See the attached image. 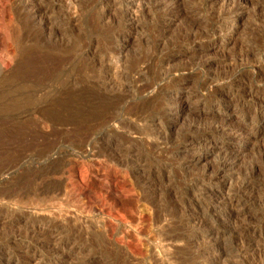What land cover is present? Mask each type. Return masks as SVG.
I'll return each instance as SVG.
<instances>
[{"label":"rangeland","instance_id":"1","mask_svg":"<svg viewBox=\"0 0 264 264\" xmlns=\"http://www.w3.org/2000/svg\"><path fill=\"white\" fill-rule=\"evenodd\" d=\"M142 1L150 11L146 10L141 17L132 37L124 38L119 19L121 12L107 15L102 10L103 0H0V219L7 220H0V248L8 249L5 255L0 249V264L27 261L34 252L27 240L10 242L8 238L39 236L71 238L72 242L79 241V248L86 246L88 250L81 256L77 254L75 262L119 264L120 257L128 253L126 242L130 241L140 245L141 254L132 257L128 253L129 264H178L180 260L189 262L193 252L213 244L206 234L208 230L219 234L229 230L228 234L214 238L216 247L227 259L226 264L229 261V264H264L259 253L246 259L238 257V250L243 244L253 242L252 238H260L264 243V120L259 128L253 129H256L255 140L253 138L248 148L241 147L243 174L247 172V176H252L253 172L255 175L252 177L255 188L245 206L248 217L230 224L223 222L218 212L208 211L209 201L202 199L200 210L204 212L206 228L203 225L200 230L184 219L187 205L182 201L192 200V193L199 191L186 188L191 173L208 165L215 157L212 155L211 159L188 169H179L178 163L171 162V153L152 145L153 136L145 134L148 132L143 127L146 123L134 122L125 114L126 107L134 108L143 102L144 92L136 86L158 81L160 75L172 82L184 74L188 75L184 81L187 87L197 94L192 100L200 99L198 106L204 110L199 121L201 129H197V133H201L210 123L207 117L214 107L209 104L217 101L214 94L206 91L210 76L219 73L216 75L235 80L245 75L242 83L245 78H251L248 70L254 64L264 70V0H247L248 3L180 0L181 16L167 13L166 8L154 10L151 8L154 0ZM219 5L228 7L225 12L231 14L230 23L221 35L228 42L225 53L215 52L212 45L218 36L212 32L210 12ZM38 9L41 11L36 14ZM235 16L240 20L238 26L232 24ZM117 51L122 52L123 76L118 77L117 88L109 92L103 89V56H117ZM210 61L214 63L209 67L206 63ZM173 96H176L175 91ZM190 106L192 111L195 103ZM155 109L151 107L147 114L154 115ZM191 111L185 109L184 114L171 123L168 141L176 143L186 133ZM115 116L121 121L108 125L109 118ZM233 116L223 115L230 122L235 121ZM125 123H129L128 128ZM247 127L252 130L251 125ZM227 144L239 146L235 142ZM127 151L140 157L141 167L146 169L126 167L127 164L119 162L117 175L126 184L121 181V186L114 189L103 173L112 165L115 153L124 155ZM198 152L189 149L185 154L192 159L196 155H207L209 150L203 148ZM105 153H109L110 160ZM150 168L153 173L149 172ZM80 171L84 173L87 186L90 185L84 196L79 195L75 183ZM146 175L152 187L146 189L148 192L144 195L138 182ZM129 185L134 186L133 192ZM172 192L177 194L178 200H169V203L165 198ZM104 194L117 210L121 208L126 213L124 222H112L113 233L107 228L111 220L103 208ZM38 225H43L44 229ZM37 230H44L46 234ZM234 230L247 233L244 232L243 237L233 236ZM59 231L61 234L55 236ZM115 238L123 244L117 247ZM89 251L93 257L99 256L97 251L103 252V259L83 257ZM52 257L49 247L43 245L32 258L37 264H58ZM202 258L196 264H205Z\"/></svg>","mask_w":264,"mask_h":264},{"label":"bare ground","instance_id":"2","mask_svg":"<svg viewBox=\"0 0 264 264\" xmlns=\"http://www.w3.org/2000/svg\"><path fill=\"white\" fill-rule=\"evenodd\" d=\"M242 1L244 3L247 2V0H242ZM147 6L148 5L146 3H143L142 0H103V9L102 10L104 13H107V15L109 13L112 14L113 11L119 12L118 14H120V12H121V17H119V19L121 20L120 24H122V30L124 33L123 37L124 38H126V37L130 38V37H132L134 31L137 29V27H138L137 25H139L138 23L141 20V17L144 16L146 10L148 13V10L150 9V7L148 6V8H147ZM151 8H153L154 10L156 8L158 10H159V8H162V9L166 8V11L168 10L167 13H171V14L177 15V16L179 14L181 16L182 12H183V4L180 0H154ZM231 8H233V7H231ZM225 9L228 10V7L224 8L223 6L219 5V7H212L211 12H210L211 29L213 30L212 32H214L213 33L214 36H218V38L215 37L212 45H213V49L215 50V52L217 51L218 53H220V51L222 52L225 49V47L228 45L226 37L221 38L222 37L221 35L223 34L222 31L226 27H228V24L230 23L229 21L231 19V18H229V15H231V14L228 15V13L225 12L227 10H225ZM39 11H41V9L36 10V14ZM227 15H228V17H227ZM34 17H35V15H34ZM232 20H233V23H232L233 25L234 24L237 26L239 25V23H240L239 18L237 19V17L235 16L234 18H232ZM160 23H161V21H160ZM198 33H199V31H198ZM197 39H193V40L195 41ZM202 39H203V36H202ZM187 41L190 42L191 40L189 39ZM197 41H200V40H197ZM190 44H191V42H190ZM121 53L120 52L118 53V51H117V53H116L117 56L116 55L111 56V58H109V56L108 57L103 56V89L104 90L106 89L105 91H107V89H109L108 90L109 92L114 91L115 88H117L118 77L121 78L123 76V71H122V69L120 70L121 65L123 64V63H121V61H123ZM213 63L214 62L210 61V62L206 63V65H208L210 67L211 64H213ZM251 64H252V62H251ZM228 65H229V63H228ZM143 68H145V66ZM143 70H141V71H143ZM141 71H140V73H141ZM248 71H249V73H251V78H245L246 79V80L244 79L245 82L242 81V83H240V81L245 75H241V76H239V78H237V79L235 78V80L225 77L224 76L225 74L223 75L222 73L221 74L224 77L216 75L219 73H216L215 76H214V74L210 76V78H209L210 81H208V83H207L208 85H207L206 91L214 94L217 98L216 99L217 101H214L213 103L209 102L210 103L209 106H212L214 108L210 110L211 116L207 117L210 119V123H208L209 126L206 127L204 130H202L201 133H197L199 131L197 129H201L200 125H199V123H200L199 121H201L200 115L204 110H202L198 106L199 105L198 102L200 101V99L196 98V100H194V101L192 100L194 97H197V94L195 95L192 90L190 91V89L187 87L186 83L184 82L185 80L188 79V75H184V74L181 75L180 74V76L175 77L172 80V82H168V81L164 80L162 78V76L160 75L158 81L156 80V81H152V82H147V83L142 84L141 86L135 85L139 91L141 90L142 92H144V96L142 95L144 98L143 102L141 105H139L137 103L138 105L136 104L137 106L134 108L130 107V106H129V108L126 107L127 109H126L125 114H126V116L129 117L127 119L134 120V122H135V120L141 121V122L144 121L146 124H144L145 126H143V127H145L147 130L146 132H148L145 134H148L150 137L153 136V137H151L152 138L151 139L147 135L148 138L151 139L150 142L153 141L152 145L158 146V148H160L161 150H163L165 152L168 151L167 153H171V155H173V156H172V159H170V160H171V162L173 161L176 164L178 163L179 169H182V170L188 169L189 167L194 166L195 164H197L199 162H202L204 160H208L209 157L212 155H213V157H215V159L212 162L209 161L210 163L209 164L207 163L208 165H205L203 168H199V170H198L196 167L195 169H197V170L193 171L191 173L189 181L186 184L187 190H189V189L193 190L194 189L195 192H196V190L200 191V196H198L199 191L196 192L197 194L193 192L192 193V195H193L192 200H190V201L186 200L184 202L182 201V203H185L187 205V206L185 205L187 211L185 210L186 212H185V218L184 219L189 224H191L193 227H195V229L203 228V225H204L205 220H206L204 217V214H203L204 212L202 210H200L201 204H202L201 203L202 199H207L209 201L208 202L209 205L207 206V207H209V210L207 208L206 209L208 211H213V213L218 212V214L223 219V222L230 224V222H238L240 220L246 219L245 217H248V212L245 210V208H246L245 206L250 202L252 192L254 191V188H255V186L252 182V177H254L255 175H253L254 174L253 172L251 174L252 176H250V174L247 176L245 174L247 172L244 173L245 175L243 174L242 163L240 162V155H241V151H242L241 147H246V148L249 147L254 136L256 135L255 130L257 128H259L260 123L264 120V70L260 65L254 64L253 66H251V69H249ZM136 73H138V71ZM244 74H245V72H244ZM133 77H137V76H133ZM122 88H124V86ZM134 89H135V87H134ZM174 91L176 92V96H173ZM118 93H119V91H118ZM214 95H213V97H214ZM111 97H112V95H111ZM123 97H124V95H123ZM124 98H122V99H124ZM191 103H195V107L192 111L190 109ZM133 106H135V105H133ZM151 107H153V109L155 107L156 108L155 110H157V112L154 115H151V114L148 115L147 114V112L150 110ZM185 109H187V110L189 109L191 111L190 112V115L192 116L191 123H190L189 127L187 128V130L185 129L186 133L184 132L183 136L179 139L178 142L174 143L172 140H171L172 142H170V141H168L169 138L167 140V137L169 135L168 130L170 128V125L172 122H175V120L179 119V117L182 114H184ZM226 113H228L231 116L234 115L233 117H235L234 118L235 121L230 122V120L228 118L223 117V115ZM216 114H220V117L215 118L214 115H216ZM120 117H122V116H120ZM109 119H110L109 122H107L108 125L111 122L116 123L118 121H121L118 119L117 116L110 117ZM127 119H125V120H127ZM122 122L120 123L121 125H122ZM127 124H129V123H127ZM127 124L125 126L126 128H128ZM247 125L248 126L251 125L252 130L250 129L251 127H247ZM254 128H256V129L253 130ZM106 129H107V127H106ZM106 129L104 131H107ZM119 136L123 137L121 135H119ZM218 138H220V139L218 140ZM254 140H255V138H254ZM150 142H149V144H151ZM233 142L239 143V146L235 147L233 145L227 144V143H233ZM191 147H193V148H191ZM149 148H152V147H149ZM154 148H153V150H154ZM203 148L206 150H209V153L207 155H205V154L201 155L200 154L198 156L197 155L195 156L193 154L195 157H193L192 159H189L188 156L185 154V152H187L189 149H194L195 153H197L198 151H200V149H203ZM215 148H218V149H215ZM155 152H156V150H155ZM120 153H115L114 155L112 154L113 155V157H112L113 160L111 159L112 165L108 166V168L105 169V172L103 171L105 178L107 180H110L111 183H113L114 189H118L121 186L120 185L121 181H123V183L126 184V182H124V180H120L119 176L117 175V173L119 171H117L116 166L118 164H121L119 162H123V163H125V165L127 164L126 167H128V166L141 167V164H140L141 158L133 155L132 151H127L124 155H121ZM107 154L105 156H106V158H108L107 160H110L111 157L109 158V153H107ZM119 158H122V159H119ZM169 158H171V156ZM210 159H211V157H210ZM171 162H169V163H171ZM205 162H207V161H205ZM175 167H177V166H175ZM141 169L143 171L146 168L143 169V167H141ZM151 171L152 170L150 168L149 172H151ZM153 172L154 171H152V173ZM148 174H150V173H148ZM83 175H84V173H83ZM83 175H82V172L80 171L78 178L75 176V178H77L75 183H77L76 185L79 187V195H82V196L85 195L86 187H90V185L87 186L88 183L87 184L85 183V178ZM174 176H177V175L175 174ZM87 181H88V179L86 180V182ZM151 183H152V181L150 182V180H148L147 175H146V177L143 176L142 180H139V182H138V184L140 185L139 188L142 189L141 192L143 191L144 195L146 194V192H148V190H146V189L152 187ZM124 184H122V185H124ZM129 186H131V187H129V189L132 190L131 192H133L135 190L134 186L133 185H129ZM153 186H155V185H153ZM136 187H138V186H136ZM121 188H125V187L122 186ZM129 189L128 190L125 189V191L127 190L126 192H129L130 191ZM114 193H115V191H114ZM168 194H169L168 196H170V198L168 196H167V198L163 197V198H165V200H167V201H169V200L172 201L173 199L175 201L178 200V197L176 196L177 194L175 195L174 192L168 193ZM179 194H181V193H179ZM184 194H186V192ZM148 195H147V197H149ZM180 201L181 200L179 199V202ZM112 202H111V200H109V197L107 194L103 195V208H104V210L106 209L105 212L107 213L108 218L111 220V221H109V224H107V228L110 229L111 233H113L111 228H110V227H112L113 221L114 222H122V221L124 222L126 220L125 211H122L121 208H120V210H117L116 207L114 206V203H112ZM169 203H171V202L169 201ZM142 212H143V210H142ZM156 213H158V212H156ZM249 213H250V211H249ZM144 215H145V213H144ZM145 216H143V219H145ZM158 216L159 215H157V217ZM18 218L20 219L21 217L18 216ZM0 220L2 222H7V220L4 221L5 219H0ZM12 220H10V221H12ZM2 222H1V224H2ZM37 224L38 223L35 224L36 227H37ZM183 224H184V222H183ZM43 225H44V223H43ZM43 225H38V227L41 229H44V228H42ZM260 226H262V225H260ZM193 227L192 228L190 227V228L193 229ZM204 227H205V225H204ZM190 228H189V230H190ZM255 229L256 228H254L253 230L255 231ZM34 230H36V229H34ZM204 230H202V231H204ZM37 232L43 233L44 230H37ZM244 232H246V231L242 230V232H241V230L240 231L234 230V231H232V235L233 236L240 235L241 237H243ZM54 233L55 232H53V234ZM228 233H229V230H223V231H221L220 234L216 233V232H210V230L206 231L207 236L211 239V242L213 241V244H211L207 247L204 246L205 248H203V249L200 248L199 250H196V252H193V257L192 258L190 257L191 259L189 260V262H183L180 260V261H177L178 264H196V261L201 259L202 257H203L202 260L204 259L205 264H226L227 259H225L223 257V252L219 251V249L216 247L215 242H214V238H217L218 236H221V235L222 236L226 235ZM260 233H261V231H259V234ZM43 234H46V233L44 232ZM60 234H61V232L59 231V233H56L55 236L60 235ZM35 235L38 236L37 233H35ZM197 236H199V235H197ZM18 239L27 240L29 243V247L34 248V249L32 248L34 250L32 257L38 253V249L41 246L45 245V246L49 247L50 256H53L55 258L54 260L58 264H88V263H91L90 260H89L90 262H88L86 260L75 262L76 255L80 254V256H81V253L83 251L84 252L87 251L88 248L86 246L79 248V246H78V245H80L79 241L75 240L74 242H72L71 238H48V237L47 238H42V237L40 238V236H39V238H8L7 240H9L10 242H13V241H17ZM168 239H166V240H168ZM241 239L244 240V238H241ZM243 240H242V242H243ZM252 240H254V241L249 242L247 244H243L241 246V249L238 250L239 254L238 253H236V254H238L239 258L246 259L245 257H247L249 255H252V254L255 255V254L259 253V255L262 256L261 258L264 259V243L261 242L260 238H252ZM7 242H6V244H7ZM126 243H127L126 244L127 245V251L130 255L132 254V257L137 255V254H141L140 245L135 244V243L130 242V241H128ZM115 244L118 247V246L122 245L123 243H121L120 240H118V238L117 239L115 238ZM124 246H125V244H124ZM173 248H175V247H173ZM6 250H8V249H6V246H3L1 249V252L4 253V255H5L4 251H6ZM96 253H99L98 257H96V256L93 257L94 254L92 255L90 253V251L88 253L84 254L83 257L86 256L90 259L94 258V260L103 259V252L97 251ZM126 255H124L123 257L122 256L120 257L119 264H129V262H130V261H128L129 257H128V255L127 256ZM32 257L29 258V260H27V261H25L26 259H24V257H23L24 260H21V259L15 260L11 264H37V262H34V259ZM73 258H74V260L72 262ZM263 259H261V260H263ZM229 263H230V261H229Z\"/></svg>","mask_w":264,"mask_h":264}]
</instances>
